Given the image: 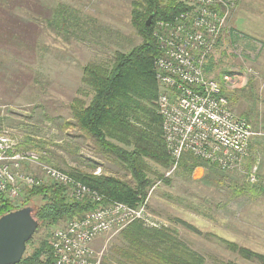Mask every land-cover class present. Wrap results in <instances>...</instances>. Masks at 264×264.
<instances>
[{
	"label": "rangeland",
	"instance_id": "rangeland-1",
	"mask_svg": "<svg viewBox=\"0 0 264 264\" xmlns=\"http://www.w3.org/2000/svg\"><path fill=\"white\" fill-rule=\"evenodd\" d=\"M131 1L0 0L4 19L8 22L10 13L5 10H11L19 22L16 24L22 26L13 31L14 35L0 32V132L17 137L24 151L44 153L42 158L66 174L75 170L92 171L132 182L127 171L104 158L92 140L76 128L69 111L71 101L79 96L83 98L89 91L82 82V68L88 62L104 61L114 52L125 53L140 43V37L130 24ZM58 5L76 11L82 22L90 23L87 30L91 35L82 36V33L77 39H71L49 29L47 11ZM229 18L241 21L239 26L234 25L235 30L258 41L253 51L264 44V0H241ZM229 25L227 23V28ZM231 45L225 47V55L215 50L216 45L211 54L213 67L203 71L207 77L224 82L221 85L226 95L230 92L228 105L234 115H251V122L257 127V131L252 132L260 135L251 142L248 160L244 156L240 166L229 172L241 171L235 172L234 179L221 187L199 182L203 177L202 169H195L191 178H182L170 174L174 167L168 172L151 164V170L159 173V177L149 173L151 186L143 202L148 208L149 222L173 225L179 237L205 258V264H256L229 252L216 238L264 255V193H248L243 177L245 167L249 163L253 166L256 158L259 170L256 167L255 173L259 172L258 178L264 183V45L261 52L260 49L259 53L253 52L251 61L241 58L247 54L242 55ZM232 53L237 54L235 62H239V68L230 65L228 58L234 60ZM210 61L212 57L208 63ZM223 61L229 66L223 68ZM223 76L228 77L225 80ZM86 99L89 98L86 96ZM23 165L25 172L45 182L37 165ZM232 190L244 193L234 195ZM12 201L17 204L18 199ZM183 223L201 234H195ZM56 228L48 230V239ZM116 233L97 237L92 244L95 251L106 254L117 240ZM44 234L41 228L30 247Z\"/></svg>",
	"mask_w": 264,
	"mask_h": 264
},
{
	"label": "trees",
	"instance_id": "trees-1",
	"mask_svg": "<svg viewBox=\"0 0 264 264\" xmlns=\"http://www.w3.org/2000/svg\"><path fill=\"white\" fill-rule=\"evenodd\" d=\"M239 2L241 0L235 1L233 9ZM5 11L10 13V16L7 15L10 19L7 22L0 13L2 35L11 34L22 28L16 24L19 22L12 11L7 9ZM233 11L229 13L222 34L217 39L216 49L214 47L215 50L220 51V55H222V51L225 55L224 43L228 46L233 44V47H236L237 51L243 55L244 53L236 45L239 39L258 42L255 37H249L246 33L234 29L235 26H239L241 21L228 20L232 19L229 17ZM48 12L46 25L57 34H65L71 39H77V36L82 33V36L91 35L87 30L90 23L82 22L76 11L58 5ZM190 12L191 8L182 0H132L130 24L140 37V43L125 53L116 51L111 58L99 62H88L82 68V82L89 91L86 92L87 94L83 93V98L80 96L74 98L69 105V111L76 123V128L92 140L96 150L104 158L114 161L127 171L132 182L128 183L120 178L105 174H95L92 171L75 170L67 172V174L97 192L103 202L107 204L120 203L133 209L141 205L144 206L143 202L151 186L149 173L159 177V173L152 171L151 164L159 165L165 170H172L174 167L172 171L168 172L171 171L170 174L182 178H191L195 169H202L203 177L199 182L211 187L224 186L234 179L235 172L241 171L235 169L236 171L233 172H224L218 166L188 152H184L178 160H175L165 145L161 130V118L155 107L159 89L155 80L154 61L159 55V49L153 35L154 25L157 20L173 22L178 20L180 15ZM149 17H151V21L147 24ZM227 23L230 24L228 28ZM5 25L9 26V29H6ZM34 34L35 30L32 36ZM223 36L222 46L220 44ZM263 45L260 44L258 51L257 49L254 51L259 53L260 49L261 52ZM254 51L252 50L250 54L241 58H249L251 61ZM236 55V53H232L231 57L234 61H231L230 65L238 67L239 62H235ZM211 57L212 61L208 63ZM213 57L210 55L207 58L203 65L204 70L213 67ZM230 59L228 58V60ZM221 66L225 68L229 65L223 61ZM88 93H90V97H88ZM222 94L227 100L229 99L230 92L226 95L223 85ZM86 96L89 98L88 101ZM239 117L250 122L254 130L257 128L251 122V115L244 114ZM253 122L259 124L257 120L253 119ZM262 122L264 123V119ZM253 140L254 138L248 144V153L245 158L247 160L249 147ZM241 159L237 162L236 167L240 166ZM41 161L50 165V162L45 158H41ZM253 162V166L249 163L245 167L246 171H244L243 177L246 178L248 193L253 192L255 195L261 191L264 193V183L260 182L258 178L259 172L254 173V184L249 180L252 169L257 167L259 170V160L255 158ZM53 167L55 166L53 165ZM23 169L26 170V166L22 164L21 171L24 173ZM44 178V183L43 180L36 178L39 181L38 184L24 187L20 192L17 204L0 194V217L23 207H31L32 216L38 222V227L26 243L25 252L18 264H53L48 230L61 227L67 221L82 216L92 208V205L87 202H78L70 198L66 186ZM165 182L168 183L166 179ZM256 185H259L258 188ZM237 192L232 190L234 195L244 193L243 190ZM144 208L148 213V208L145 206ZM183 225L189 230L192 229L195 234H201L199 230L191 228L192 226L189 224L183 223ZM41 228L45 230L44 237H41L37 244L30 247L33 237ZM116 234L117 240L109 246L106 254L102 253L100 264H205V258L179 237V233L173 225L154 223L150 226L143 221L136 220L120 229ZM207 235L210 236V234ZM216 239L226 250L242 260L264 264V255L239 247L234 242Z\"/></svg>",
	"mask_w": 264,
	"mask_h": 264
},
{
	"label": "built area",
	"instance_id": "built-area-1",
	"mask_svg": "<svg viewBox=\"0 0 264 264\" xmlns=\"http://www.w3.org/2000/svg\"><path fill=\"white\" fill-rule=\"evenodd\" d=\"M182 1L191 8L190 13L173 22L157 20L154 25L159 49L154 61L159 89L155 107L163 138L175 160L188 152L229 172L247 155L250 140L260 134L252 132L250 122L232 113L221 82L207 77L203 65L214 51L236 0ZM20 146L17 137L0 132V194L6 199L13 202L19 199L21 187L39 183L34 174L21 171L22 164L30 163L37 165L47 180L66 186L70 198L92 205L51 234L53 264H100L101 254L92 246L97 237L118 232L136 220L154 225L143 205L133 209L120 203L107 204L97 192L43 163L44 153L24 151ZM255 170L251 182L255 181Z\"/></svg>",
	"mask_w": 264,
	"mask_h": 264
},
{
	"label": "water",
	"instance_id": "water-1",
	"mask_svg": "<svg viewBox=\"0 0 264 264\" xmlns=\"http://www.w3.org/2000/svg\"><path fill=\"white\" fill-rule=\"evenodd\" d=\"M151 21L148 18L147 24ZM38 222L31 207H23L0 217V264H18Z\"/></svg>",
	"mask_w": 264,
	"mask_h": 264
},
{
	"label": "crops",
	"instance_id": "crops-1",
	"mask_svg": "<svg viewBox=\"0 0 264 264\" xmlns=\"http://www.w3.org/2000/svg\"><path fill=\"white\" fill-rule=\"evenodd\" d=\"M261 35V34H260ZM221 44L223 45V39H222V42H221ZM235 44H236V42H235ZM224 49H225V47H228V45H226L225 43H224ZM237 47L243 52V53H245V54H247L248 55V53L250 54L251 52H252V50H253V48L257 45L256 44V42L255 41H252V40H244L243 38L242 39H239L238 41H237ZM245 51V52H244ZM257 51H258V48H257ZM230 61H234V60H231L230 59Z\"/></svg>",
	"mask_w": 264,
	"mask_h": 264
}]
</instances>
